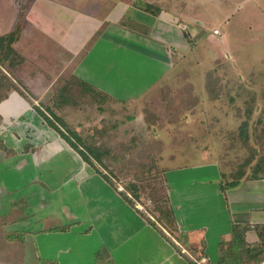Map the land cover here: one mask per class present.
<instances>
[{
    "label": "crops",
    "instance_id": "1",
    "mask_svg": "<svg viewBox=\"0 0 264 264\" xmlns=\"http://www.w3.org/2000/svg\"><path fill=\"white\" fill-rule=\"evenodd\" d=\"M197 1L11 0L17 12L10 20L0 16V35L21 26L13 43L21 60L0 67L20 89L11 88L0 103V264H197L182 248L207 257V264H227L235 225L249 243L259 242L264 175L221 186L229 175L223 138L238 120L230 111L241 99L211 96L207 84L209 74L229 75L220 60H234L238 65L226 76L231 88L242 64L227 49L226 35L214 34L215 26L204 35L223 46V54L197 50L208 23ZM255 10L257 18L248 13L246 25L262 27L253 32L261 39L264 5ZM38 42H52L53 57ZM193 57L206 58L195 81L194 69L183 65ZM175 73L185 75L176 85L169 80ZM62 75L83 79L114 103L157 102L166 90L168 104L182 107L165 122L168 144L146 151L164 169L171 215L142 213L123 195L122 182L113 178L115 185L99 173L37 111L42 104L61 105L58 96H45L65 84L58 82ZM166 148L169 156L158 159ZM130 151L118 155L128 161ZM107 159L110 168H122Z\"/></svg>",
    "mask_w": 264,
    "mask_h": 264
},
{
    "label": "rangeland",
    "instance_id": "2",
    "mask_svg": "<svg viewBox=\"0 0 264 264\" xmlns=\"http://www.w3.org/2000/svg\"><path fill=\"white\" fill-rule=\"evenodd\" d=\"M196 5L195 8L199 10L198 12L203 14L208 20V23L202 28L203 35L200 36V40L198 41L200 45H196V48L199 47L197 50L201 51L200 54L208 56L211 54L210 52H220L223 54V50L225 51V48L221 45H211L212 43L208 39L210 37L208 36L207 38L204 35L215 26L222 31L220 36L224 34L228 38L227 49L232 56L235 58V55H239L238 61H240V64H243L246 68L245 70H248V72H253L248 76V80H245L248 91L238 95L241 101L239 105L233 106L230 111L238 116V120L227 126L223 138L225 146L221 157L227 163V173L229 175L227 176L228 179H226H233L237 175H241L240 178L245 175L248 178H253L255 176L253 173L254 168L261 170L260 173L264 174L262 166H257V164H261L264 161V40H261L264 37L260 39V36L253 33L262 27L251 28L246 25L248 18L252 17H248L247 14H254V17L257 18V11L255 9H258V5H264V0H199L196 2ZM221 7L228 8L229 10L222 9ZM15 12H17L16 7L13 8L11 0H0V16L4 17L3 21L6 19L10 20L12 14ZM18 12L21 19L25 11L22 9ZM227 19L228 21L226 22ZM187 31H190L189 28ZM189 35L191 38L194 36ZM38 43L41 45H38L41 52L47 50L51 52V56L53 57L54 44L52 42ZM227 43L223 42L222 44L225 45ZM226 52L230 57L228 51ZM0 58L5 59L3 60V66L6 68H9L8 66H11L10 64L14 60H21L20 54L17 51L12 53L1 46ZM7 59L10 62H7ZM198 59L200 57L189 58L188 61L191 60L190 62L183 63L186 66L191 65V71L194 69V81L198 77L199 69L203 68L201 61L206 58L201 59V61ZM217 64L227 67L231 66V68L238 65L234 60H220ZM179 66L182 65H178L177 67ZM184 76L175 73V76L169 80L173 81L172 83L176 85L184 80ZM62 80H65L68 87L63 95L70 100L64 105L49 106L54 111H62L61 114L65 119L62 118L66 125L70 129L79 132L81 141L78 142V146L83 151H87V148L91 147L97 152H101L104 156L108 153L109 156L114 154L113 156L121 165L126 166L128 164L131 167L139 166L143 168L140 172L139 169L136 170L139 176L137 177L139 183L136 191L135 188L129 185L132 184V180L122 181V185L119 187L123 193L128 195L131 201L141 206V211L155 213L156 208L154 206L159 201H163L166 195L165 183L163 181L164 169L162 170L159 165L153 167L154 163L152 161L155 160L154 155L146 151L151 149L149 148L150 145L156 146L157 149L160 147L163 149L164 143L168 144L167 131L164 129L165 122L168 120L169 115L182 113V107L180 105L168 104V100L165 99L168 97V93H164L163 90L161 94L159 93L160 96H158V99L162 97L163 100L157 102L146 100L145 102L136 104H118L114 103L110 98L106 99L105 96L98 92L90 91L92 89H89L73 76L67 75L64 77L62 75L58 78V82H62ZM239 83L241 86L242 82ZM58 92L59 90H55V92L54 90L48 91L45 98L50 93L51 97H56L58 96ZM58 97L60 98V96ZM147 97H151V95H147ZM177 97L180 100L183 98L180 94ZM41 106L43 110L46 109L44 104ZM184 110L187 111L189 109L184 107ZM66 127L61 126L64 131ZM129 150H131L129 154L130 159L124 161L123 159L126 156H123L124 154L120 156L118 153L128 152ZM134 152L137 154H133ZM167 156H169L167 148L161 156L156 155L158 159H166ZM96 164L99 163L96 162ZM149 165H151L152 169H148ZM99 167L101 168L100 165ZM109 172L114 174L112 170Z\"/></svg>",
    "mask_w": 264,
    "mask_h": 264
},
{
    "label": "trees",
    "instance_id": "3",
    "mask_svg": "<svg viewBox=\"0 0 264 264\" xmlns=\"http://www.w3.org/2000/svg\"><path fill=\"white\" fill-rule=\"evenodd\" d=\"M183 31L185 33L189 32L185 29H183ZM20 33H21V26L18 25L17 28H15L14 30H12L6 34L0 35V46L11 51L12 53H14L15 50L13 48V43L19 38ZM189 38H191L190 35H189ZM190 41L192 42L193 39H190ZM3 60H5V59L0 58V64H2V65H3ZM224 61H228V60H224ZM221 66L226 67L225 71H227V73L230 75L231 66H229V67H227L225 65H221ZM245 69L246 68L242 64L241 70L243 72L239 71L236 74V76L238 77V82L236 85H233L231 88H230L231 85L229 82L230 80H229V78H227V77H229V75H226L227 76L226 77L225 75H216L215 76V74H213V75L209 74L210 80L207 82V84H208V87L210 89L209 93L211 94V96H214V97L215 96H220V97L222 96L225 98H230V99H232L233 102L236 99H239L240 98L238 96L239 94H243V93H246V91H248L247 84H245V80H248V76L253 73V72H248V70H245ZM223 76H225V78H222ZM73 77H75V76H73ZM75 78L78 79L79 81H81L89 89H92L90 91L98 92V93L102 94L103 96H105L106 99L112 98L106 92L98 90L93 85L84 81L83 79H80L78 77H75ZM239 82H242L241 86L239 85L240 84ZM11 88H16L18 90L20 89L18 86L15 85L13 80H11V78L0 67V103L4 98L7 97L8 91ZM66 88H68V87H67V83L65 82V84L59 89V92H58V96H60V98L58 97L57 101H59L61 105H64L66 102H68V100H70L63 95ZM186 89L187 90L189 89L188 85L186 86ZM163 91H166V90H163ZM232 94H234V95H232ZM235 106H237V105H235ZM35 108L45 118V120L47 122H49L52 126H54L61 133L63 138H65L72 147L76 148L80 152V154L82 155L84 160L87 161L88 163L92 164L99 173L103 174L113 184H115V182H117V181H114L113 178H115V179L118 178L116 180L120 179V182H122L123 180H121V178H119V177L121 174L122 175L126 174L125 175V181L126 180H132L131 181L132 184H129V185H131L133 188H135V191H136V187L139 183V181L137 180V177H139V176L137 175L136 170L139 169V172H140L143 168H141L139 166L138 167H135V166L131 167L128 164H126V166L122 165L121 169H116L115 166H114V168H110V166L108 164V159H107V157L109 156V153L107 155L105 154L106 156H104V155H102L101 152H97L94 148H91V147H88L87 151H85V150L83 151L82 149H80L78 146V142L81 141V137L79 135V132L77 130L70 129V127H68V125H66L63 118L58 113H56V111H54V109L52 107L46 106V109H45L46 111L43 110L40 106H36ZM0 119H1V114H0ZM61 126H63V127L67 126L65 128V131L61 128ZM110 157H112L113 161L117 162V160L115 159V157L113 155H111ZM96 162H98L99 164H96ZM152 163H154V161H152ZM99 165L101 167H103L107 171V173L104 172L103 170H101ZM127 166L130 168L127 171H122ZM149 166L150 167L148 169H152L151 165H149ZM154 166H155V163H154L153 167ZM257 166H260V167L262 166V171H263L264 170V161L261 164L260 163L257 164ZM110 170H112L114 174L109 172ZM253 171H254L253 173L255 174V176L253 178H257V177L261 176V173H260L261 170H257V168H254ZM117 175H118V177H117ZM240 176L241 175H237L235 178H233V179L231 178L230 180H227L228 178L226 177L227 179L223 180L221 183L222 188L225 189L228 187H234V186L238 185L240 180H241ZM123 195L132 204L136 205L135 202L131 201V199L128 197V195L126 193H123ZM163 199H164L163 201H159L154 206V208H156L155 213H165L167 215H171V213H173V211H172V206H171L169 199L167 197V193ZM141 212L145 213L143 211H141ZM256 231H257V234L259 236V242H261V244H259V242L255 243V244L249 243L245 238L246 234H245L243 228L239 225L234 226L235 240L232 243L233 249L232 250L227 249L225 251L226 257L227 258L229 257V260H230L227 264H243L245 262L248 264H260L264 261V224L257 225ZM257 244H259V245H257ZM223 263H224V259L222 261V264Z\"/></svg>",
    "mask_w": 264,
    "mask_h": 264
},
{
    "label": "built area",
    "instance_id": "4",
    "mask_svg": "<svg viewBox=\"0 0 264 264\" xmlns=\"http://www.w3.org/2000/svg\"><path fill=\"white\" fill-rule=\"evenodd\" d=\"M182 29L187 30V29H188V26H187L186 24H183V25H182ZM213 32H214V34H216V35H221V34H222V32H221V30H220L219 28L214 29ZM137 206H138L139 208H141L140 205H137ZM182 251H183L184 253L188 254L189 257H190L195 263H197V264H207V257H205V256H203V255H201L200 257H196V256L190 254V253H189L186 249H184V248H182ZM260 264H264V261H263L262 263H260Z\"/></svg>",
    "mask_w": 264,
    "mask_h": 264
}]
</instances>
